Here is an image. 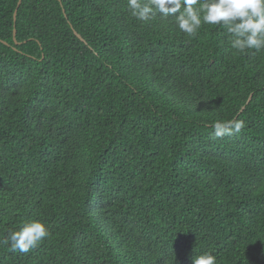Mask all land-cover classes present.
Returning <instances> with one entry per match:
<instances>
[{
	"label": "trees",
	"instance_id": "trees-1",
	"mask_svg": "<svg viewBox=\"0 0 264 264\" xmlns=\"http://www.w3.org/2000/svg\"><path fill=\"white\" fill-rule=\"evenodd\" d=\"M18 1L0 0V264H264V51L127 0H22L15 20ZM34 219L36 248L2 243Z\"/></svg>",
	"mask_w": 264,
	"mask_h": 264
},
{
	"label": "clouds",
	"instance_id": "clouds-1",
	"mask_svg": "<svg viewBox=\"0 0 264 264\" xmlns=\"http://www.w3.org/2000/svg\"><path fill=\"white\" fill-rule=\"evenodd\" d=\"M127 10L139 21L157 16L171 18L179 32L190 37L204 25L222 26L237 53L264 51V0H127ZM244 127V121L239 119L217 120L212 125V136H231ZM49 234L46 224L34 219L10 232L2 243L12 252L28 253ZM192 264H217V259L206 252L192 257Z\"/></svg>",
	"mask_w": 264,
	"mask_h": 264
},
{
	"label": "water",
	"instance_id": "water-1",
	"mask_svg": "<svg viewBox=\"0 0 264 264\" xmlns=\"http://www.w3.org/2000/svg\"><path fill=\"white\" fill-rule=\"evenodd\" d=\"M21 1L22 0H19L18 1V5H17V8H16V10H15V12H14V19L16 20V17H17V10H18V7H19V5L21 4ZM65 11V10H64ZM74 32L76 33V35L79 37V38H81L82 40H84V38L76 31V30H74ZM14 34H16V30H14ZM250 101V98H249V100H248V102Z\"/></svg>",
	"mask_w": 264,
	"mask_h": 264
}]
</instances>
